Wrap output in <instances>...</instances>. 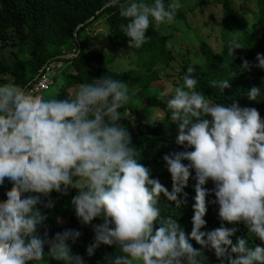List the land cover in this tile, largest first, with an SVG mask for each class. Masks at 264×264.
I'll list each match as a JSON object with an SVG mask.
<instances>
[{
    "label": "clouds",
    "instance_id": "1",
    "mask_svg": "<svg viewBox=\"0 0 264 264\" xmlns=\"http://www.w3.org/2000/svg\"><path fill=\"white\" fill-rule=\"evenodd\" d=\"M107 2L128 21L124 35L130 38L131 49L145 42L150 18L153 29H158L171 23L181 7L179 0H170L167 7L164 0ZM171 47L167 41L165 48ZM241 47L233 35L228 55ZM255 59L256 67L264 69V54L257 53ZM243 66L248 68L249 63ZM193 71L189 65L182 85L165 86L157 95V99L169 97V119L178 128L175 142L184 149L163 156L173 182L171 191L150 178V170L137 160L128 131L119 123L118 109L130 99L125 82L101 76L79 84L66 99L54 98L55 88L49 94L53 98L46 99L11 83L0 85V185L5 181L11 185L6 199L0 200V264H29L45 255L63 264H85L81 256L70 254L67 243L75 242L79 231L66 229L51 240L47 232L43 238L37 233L46 220L41 207H53L49 194L67 195L70 188L78 190L70 203L79 222L102 220L92 225L94 239L87 255L92 256L101 244L115 246L121 253L106 256V264H204L201 251L192 247L189 238L214 250L220 264L225 259L227 264H264V119L254 107L210 104L194 90ZM209 85L220 93L229 87L225 79ZM259 95L260 87L247 92L250 100ZM193 172L195 202L186 238L172 216L161 215L157 203L162 193L179 207L177 194ZM209 180L221 226L205 232L201 228L206 224L208 190L202 186ZM154 222L159 225L155 230ZM224 222H242L260 243L248 247L238 237L233 244L230 237L236 229Z\"/></svg>",
    "mask_w": 264,
    "mask_h": 264
},
{
    "label": "trees",
    "instance_id": "2",
    "mask_svg": "<svg viewBox=\"0 0 264 264\" xmlns=\"http://www.w3.org/2000/svg\"><path fill=\"white\" fill-rule=\"evenodd\" d=\"M217 1L221 3L225 15L224 45L220 51H216L207 42H201L200 52L204 64L194 65L192 75L197 79L194 90L214 104L228 105L235 102L241 107H254L264 119V69L256 67L255 59L257 53L264 54V0H256L257 14L254 15L250 28L235 19L231 0ZM169 2L170 0H164L166 7ZM107 4V0H0V85L11 82L17 84L25 93H29L31 85L28 84L35 79L40 70L48 62L64 54L73 56L59 59L65 64L61 71L64 82L56 94V99L70 98L73 96L72 90L75 94L79 84L90 83L101 76H109L114 80L125 82L130 99L118 109L121 116L119 123L128 131L132 145L137 150V160L150 170V178L158 179L168 191H171L173 182L163 156L184 149L175 142L178 128L176 123L169 119L166 100L157 99L158 93L162 91L159 87L162 78L155 68L159 65L164 67L170 65L175 60L174 53L171 48H165L167 41L157 29H153L151 19L145 33V42L141 47L131 49L128 44L130 38L124 35V27L128 21L119 16L118 7L107 6L97 14ZM92 16L95 18L77 33L81 44V49L78 50L74 31ZM101 18L108 26L109 41L115 46L129 47L142 59V63L136 68L116 70L112 67L111 58L90 51L91 49L84 46L80 38L81 33ZM179 18L185 16L177 10L174 20ZM233 35L237 37L242 47L235 49L233 55H228L227 48ZM3 50H7L8 53L4 54ZM23 54H26V57H22ZM245 61L249 63L248 68L243 66ZM222 79L228 80L229 83V87L225 88L223 93L210 87V81ZM253 86L260 87V95L257 99L250 100L247 92ZM39 93L32 95L39 96ZM156 112L160 115L158 116ZM193 176L194 172L182 192L177 194L178 200L181 201L179 207H176L175 201L167 200L162 193L157 203L161 215L172 216L180 224L186 238L192 228L191 218L194 211L192 205L195 202L196 181ZM202 187L208 191L205 196L206 213L203 217L206 224L201 231L207 232L220 227L221 222L217 217L218 205L213 203L214 193L210 191L214 187L213 182L209 180ZM10 189L11 185L7 181L0 185V200L6 199L5 193ZM77 191L75 188H70L67 195L52 191L49 198L54 201L53 207L47 209L38 205L46 215V220L43 225L38 226L37 233L43 238L44 233L47 232L51 240L55 233L66 229L77 230L80 236L75 242L67 241L70 254L81 256L85 264H106V256L114 257L121 253L115 246L101 244L94 250L92 256L87 255L86 248L94 239L92 225L102 223V220L97 217L87 225L79 222L70 203L71 197L76 195ZM158 226L154 222V230ZM224 226L236 229L230 237L233 244L238 237L244 238L248 247L260 243L258 238L248 233L242 222L237 224L224 222ZM189 243L194 249L201 251L204 264H220L214 250L201 247L191 238ZM228 247L230 249L231 245ZM44 251L45 253L48 251L47 244L44 246ZM236 255L232 253L233 258ZM29 264H63V262L45 255L41 261H30ZM225 264H227L226 259Z\"/></svg>",
    "mask_w": 264,
    "mask_h": 264
},
{
    "label": "rangeland",
    "instance_id": "3",
    "mask_svg": "<svg viewBox=\"0 0 264 264\" xmlns=\"http://www.w3.org/2000/svg\"><path fill=\"white\" fill-rule=\"evenodd\" d=\"M146 2L150 3L151 0H146ZM179 3L181 7L177 10L181 11L185 18L173 20L171 23H163L157 29L166 41L172 43L171 49L175 56V60L170 65L166 67L159 65L155 68L162 78L159 83L162 90L165 86H171L174 89L176 86L182 85L181 77L184 68L191 65L194 69L195 64H204L200 52L202 41L207 42L216 51H220L224 45L225 15L220 2L217 0H179ZM231 4L235 19L250 28L253 17L257 14V1L231 0ZM109 34L108 26L101 18L87 27L81 33L80 38L84 46L91 49L90 51L111 58L112 67L116 70L136 68L139 63H142V59L135 55L129 47L115 46L111 43ZM3 53L8 52L3 50ZM22 57H26V54H23ZM63 82V73L60 72L55 78V83L48 90L41 91L39 96L46 99L53 98L49 94L55 88L54 98H56ZM8 83L11 82L5 84ZM14 85L19 87L17 84ZM72 93L74 95V90ZM168 98L164 97V100ZM209 103L214 104L210 101ZM156 113L158 116L160 115L159 112Z\"/></svg>",
    "mask_w": 264,
    "mask_h": 264
},
{
    "label": "built area",
    "instance_id": "4",
    "mask_svg": "<svg viewBox=\"0 0 264 264\" xmlns=\"http://www.w3.org/2000/svg\"><path fill=\"white\" fill-rule=\"evenodd\" d=\"M64 67V62L57 59L48 62L31 82V89L29 92L32 94L48 90L51 85L55 83L57 74L60 73Z\"/></svg>",
    "mask_w": 264,
    "mask_h": 264
},
{
    "label": "water",
    "instance_id": "5",
    "mask_svg": "<svg viewBox=\"0 0 264 264\" xmlns=\"http://www.w3.org/2000/svg\"><path fill=\"white\" fill-rule=\"evenodd\" d=\"M121 1H123V0H121ZM107 6H108V4L105 5L101 10H99V11L97 12V14H99V13H100L103 9H105ZM94 18H95V16H92V17H91L90 19H88L85 23L80 24V25L75 29V31H74V36H75V40H76L77 45H78V50L81 49V44H80V42H79V40H78V38H77V33H78V31H79V30H80L85 24L91 22ZM72 56H73L72 54H64V55L57 56L55 59H57V60H59V59H68V58H71ZM30 85H31V82L28 84V86H30Z\"/></svg>",
    "mask_w": 264,
    "mask_h": 264
}]
</instances>
